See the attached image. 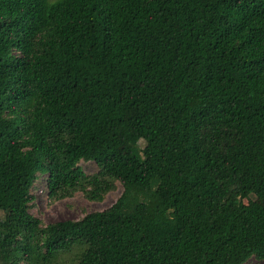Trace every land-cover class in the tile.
Instances as JSON below:
<instances>
[{"label": "trees", "instance_id": "1", "mask_svg": "<svg viewBox=\"0 0 264 264\" xmlns=\"http://www.w3.org/2000/svg\"><path fill=\"white\" fill-rule=\"evenodd\" d=\"M40 176L54 199L123 193L44 226ZM6 205L0 264L263 260L264 0H0Z\"/></svg>", "mask_w": 264, "mask_h": 264}, {"label": "rangeland", "instance_id": "2", "mask_svg": "<svg viewBox=\"0 0 264 264\" xmlns=\"http://www.w3.org/2000/svg\"><path fill=\"white\" fill-rule=\"evenodd\" d=\"M42 1L46 8H49L57 4L60 0ZM140 146H144L143 142L140 143ZM127 149L128 147L126 146L122 148V151H126ZM78 166L86 175L93 174L96 170L92 162H80ZM30 193L34 196L35 200L29 209V213L40 220L42 225L45 226L59 221L77 220L88 213L101 212L116 202L123 193V188L118 184L116 191L109 193L102 203L88 202L80 190L73 192L70 197L54 199L48 196L44 186V177L40 176L35 187L30 190ZM254 199L255 198L251 196L243 202H255ZM15 213L16 210L12 205H6L0 212V219L4 217H13ZM245 264H264V259L256 260L251 258Z\"/></svg>", "mask_w": 264, "mask_h": 264}]
</instances>
